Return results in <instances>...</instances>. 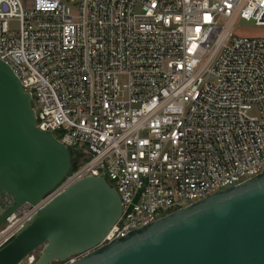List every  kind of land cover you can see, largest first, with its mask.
I'll return each instance as SVG.
<instances>
[{
  "label": "built area",
  "instance_id": "obj_1",
  "mask_svg": "<svg viewBox=\"0 0 264 264\" xmlns=\"http://www.w3.org/2000/svg\"><path fill=\"white\" fill-rule=\"evenodd\" d=\"M239 19L264 28V0H0V61L80 156L0 246L88 176L121 207L94 250L264 173V38L233 35Z\"/></svg>",
  "mask_w": 264,
  "mask_h": 264
},
{
  "label": "water",
  "instance_id": "obj_2",
  "mask_svg": "<svg viewBox=\"0 0 264 264\" xmlns=\"http://www.w3.org/2000/svg\"><path fill=\"white\" fill-rule=\"evenodd\" d=\"M76 155L35 127L30 96L0 61V224L36 205L73 169ZM121 212L103 177H85L36 211L0 246V264H264V173L97 246Z\"/></svg>",
  "mask_w": 264,
  "mask_h": 264
},
{
  "label": "rangeland",
  "instance_id": "obj_3",
  "mask_svg": "<svg viewBox=\"0 0 264 264\" xmlns=\"http://www.w3.org/2000/svg\"><path fill=\"white\" fill-rule=\"evenodd\" d=\"M11 28L15 29L16 24H11ZM231 32L235 36L240 37H248V38H264V28L255 26L252 21H244V20H237L232 29ZM2 224V223H1ZM0 224V226H1ZM41 249H37L35 252L30 254L28 259H25L22 264H30V258H33V263H35L39 257ZM32 263V264H33ZM67 262H53L52 264H66Z\"/></svg>",
  "mask_w": 264,
  "mask_h": 264
},
{
  "label": "flooded vegetation",
  "instance_id": "obj_4",
  "mask_svg": "<svg viewBox=\"0 0 264 264\" xmlns=\"http://www.w3.org/2000/svg\"><path fill=\"white\" fill-rule=\"evenodd\" d=\"M79 162H80V156L76 155V157L73 160V166L76 167ZM6 204H7V201L4 198H1V200H0V215L6 210Z\"/></svg>",
  "mask_w": 264,
  "mask_h": 264
}]
</instances>
